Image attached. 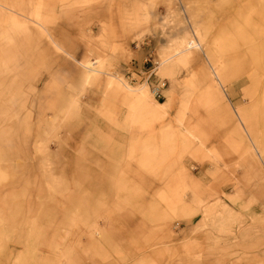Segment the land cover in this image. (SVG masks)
<instances>
[{
  "label": "rangeland",
  "instance_id": "rangeland-1",
  "mask_svg": "<svg viewBox=\"0 0 264 264\" xmlns=\"http://www.w3.org/2000/svg\"><path fill=\"white\" fill-rule=\"evenodd\" d=\"M0 264H264V0H0Z\"/></svg>",
  "mask_w": 264,
  "mask_h": 264
},
{
  "label": "built area",
  "instance_id": "built-area-1",
  "mask_svg": "<svg viewBox=\"0 0 264 264\" xmlns=\"http://www.w3.org/2000/svg\"><path fill=\"white\" fill-rule=\"evenodd\" d=\"M162 86L163 85H159V86H157L155 89H153V92H154V97L155 98H157V99H159L160 97H161V94H160V90H161V88H162Z\"/></svg>",
  "mask_w": 264,
  "mask_h": 264
},
{
  "label": "bare ground",
  "instance_id": "bare-ground-1",
  "mask_svg": "<svg viewBox=\"0 0 264 264\" xmlns=\"http://www.w3.org/2000/svg\"><path fill=\"white\" fill-rule=\"evenodd\" d=\"M93 60V59H92ZM90 69H91V66H90ZM143 95V94H142Z\"/></svg>",
  "mask_w": 264,
  "mask_h": 264
},
{
  "label": "crops",
  "instance_id": "crops-1",
  "mask_svg": "<svg viewBox=\"0 0 264 264\" xmlns=\"http://www.w3.org/2000/svg\"><path fill=\"white\" fill-rule=\"evenodd\" d=\"M156 107H158V106L156 105Z\"/></svg>",
  "mask_w": 264,
  "mask_h": 264
}]
</instances>
